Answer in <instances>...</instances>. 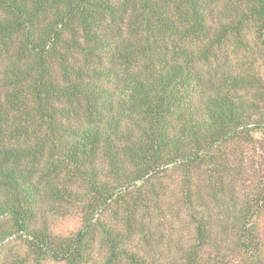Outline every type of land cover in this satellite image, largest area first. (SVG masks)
<instances>
[{
    "label": "trees",
    "instance_id": "obj_1",
    "mask_svg": "<svg viewBox=\"0 0 264 264\" xmlns=\"http://www.w3.org/2000/svg\"><path fill=\"white\" fill-rule=\"evenodd\" d=\"M257 51L264 0H0V264H264Z\"/></svg>",
    "mask_w": 264,
    "mask_h": 264
},
{
    "label": "rangeland",
    "instance_id": "obj_2",
    "mask_svg": "<svg viewBox=\"0 0 264 264\" xmlns=\"http://www.w3.org/2000/svg\"><path fill=\"white\" fill-rule=\"evenodd\" d=\"M253 60L257 61L256 65L258 67V70L260 74L264 78V56L263 53H259L257 51V55L252 57ZM242 62L240 60H235L234 64H241ZM233 64V65H234ZM255 137L257 139H261L263 135L261 133H256ZM258 151H251L249 148L245 147V156L244 158L246 159L247 163V170H250L248 166H256L258 164ZM249 164V165H248ZM252 166V167H253ZM259 171V176H263L264 172L262 168L258 169ZM10 225V220L6 217H0V234L4 230H8ZM81 219L77 216H71V217H65V218H59L56 219L52 226L54 229V232L58 235L61 236H70L73 235L77 230L81 228ZM167 225V223H166ZM175 230L180 231L181 226L175 222L174 224ZM168 227L166 226V229ZM178 233V232H177ZM182 235L187 239L189 237L187 231L186 232H181ZM22 237L19 234H13L3 240L0 241V255L2 258H11L15 252H21L23 253L25 250V245L23 244ZM1 262V260H0ZM47 264H57L51 261H48Z\"/></svg>",
    "mask_w": 264,
    "mask_h": 264
}]
</instances>
